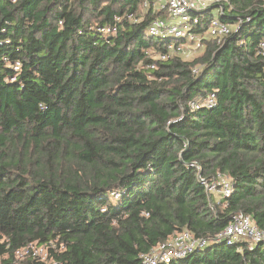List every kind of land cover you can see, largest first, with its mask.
<instances>
[{
	"label": "trees",
	"instance_id": "trees-1",
	"mask_svg": "<svg viewBox=\"0 0 264 264\" xmlns=\"http://www.w3.org/2000/svg\"><path fill=\"white\" fill-rule=\"evenodd\" d=\"M144 1L0 0L2 264H142L183 231L208 244L159 264H264V241L217 237L240 212L264 230V0L215 2L233 30L192 60L155 59L173 37ZM31 244L46 259L18 261Z\"/></svg>",
	"mask_w": 264,
	"mask_h": 264
},
{
	"label": "built area",
	"instance_id": "built-area-1",
	"mask_svg": "<svg viewBox=\"0 0 264 264\" xmlns=\"http://www.w3.org/2000/svg\"><path fill=\"white\" fill-rule=\"evenodd\" d=\"M220 0H154L146 1L148 7L157 10H166L169 18L163 16L157 17L150 24L148 33L150 36L173 37V41L168 43L167 50L160 52L155 59L167 60L172 54H182L187 49L196 50L203 46L205 38L221 39L233 30V26L222 21L223 8L217 7L212 9V5ZM213 10L212 18L208 24L207 30L203 36L191 33L193 25L200 21V13L207 9ZM133 15H129L132 18ZM120 20V18H118ZM175 19H178L176 21ZM62 23V21H60ZM104 32H116L117 26H108L102 29ZM184 39V40H183ZM260 49L264 55V40L260 43ZM156 61L150 64L151 68L156 67ZM21 67V62H16L13 68L17 71ZM216 93L212 92L203 100H192L189 105L192 109H200L202 107H213L216 105ZM199 179L205 185L210 193L214 191L221 192L223 196H230L233 191L231 181L221 173L212 176L211 179L202 177ZM117 196L119 194L117 193ZM219 239H226L230 243H236L242 237L251 239L253 242L264 241V230L260 229L252 220L251 216L245 213H237L233 216L226 228L217 236ZM206 239H196L189 231H183L175 235L172 239L162 243L154 248L150 253L142 255V264H159L161 262H170L173 259L183 258L195 249L203 247L207 244ZM22 251L17 252V257H23L28 250H32L35 255L42 257L47 253L45 247H36L29 245ZM44 254H40L39 251Z\"/></svg>",
	"mask_w": 264,
	"mask_h": 264
},
{
	"label": "rangeland",
	"instance_id": "rangeland-1",
	"mask_svg": "<svg viewBox=\"0 0 264 264\" xmlns=\"http://www.w3.org/2000/svg\"><path fill=\"white\" fill-rule=\"evenodd\" d=\"M145 2L146 1H144L143 6L141 7L142 15L146 14L150 10V8L148 7L147 4H145ZM162 16H165V18H169L168 15H166V14H162ZM175 20L178 21V19H175ZM203 49H204L203 46L201 48L196 49V50L187 49V52L182 54L183 55L182 57L184 59H187V60H192V59L196 58L197 56H199V54L201 53V51ZM221 195H222L221 192H218V190L214 191V197H215L216 200H219ZM242 239L250 240L251 242H253L251 239H248V238H245V237H242ZM240 240L241 239L237 240V242L240 241ZM253 243H255V242H253ZM207 244H208V242H207ZM38 251H39L40 254H44V253H41L40 250H38ZM46 257H47V253L43 256V259H46ZM22 258L23 257H20L18 259V261L22 260ZM0 264H2V260L1 259H0Z\"/></svg>",
	"mask_w": 264,
	"mask_h": 264
}]
</instances>
